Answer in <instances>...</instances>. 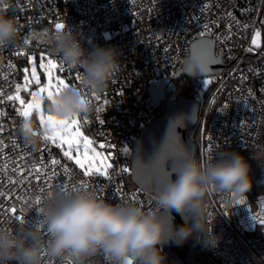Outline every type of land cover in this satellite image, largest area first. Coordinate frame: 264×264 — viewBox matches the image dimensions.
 <instances>
[{"label": "built area", "instance_id": "2783aa9c", "mask_svg": "<svg viewBox=\"0 0 264 264\" xmlns=\"http://www.w3.org/2000/svg\"><path fill=\"white\" fill-rule=\"evenodd\" d=\"M4 11L17 18L22 42L2 46L0 51V191L5 193L3 207L15 206L16 215H21L25 202L32 205L22 214L29 224L41 218L38 209L45 207L48 192L57 194L63 185L67 193L87 189L113 204L128 201L155 207L151 193L129 184L130 147L162 110L152 103L149 87L176 74L195 38H211L223 63L219 74L190 79L191 96L199 103L197 123L190 130L195 157L208 163L231 149L258 146L264 123V0H7ZM57 22L76 31L87 51L100 46L115 47L120 53V68L107 89L99 95L90 93L95 110L78 116L112 164L107 177L83 176V170L64 157L65 146L50 141L35 147L28 144L19 132L22 106L7 100L8 95L17 94L16 85L26 100L24 69L30 68L32 57L38 61L52 56L64 65L58 73L65 81L80 83L83 70L65 64L46 42ZM51 159L60 165L53 169ZM37 167L42 174L39 182ZM124 168L129 171L123 172ZM13 180L17 183L12 184ZM37 197L40 205L33 204ZM242 199L244 204H226L217 195L210 198L209 222L214 221L213 232L221 240L215 248H200L214 264H264V224L255 219L264 212V187H253ZM0 221L4 229L15 230L20 224L10 211ZM43 264L73 262L45 254ZM88 264L110 262L99 253ZM165 264H172L168 255Z\"/></svg>", "mask_w": 264, "mask_h": 264}, {"label": "clouds", "instance_id": "9594fccd", "mask_svg": "<svg viewBox=\"0 0 264 264\" xmlns=\"http://www.w3.org/2000/svg\"><path fill=\"white\" fill-rule=\"evenodd\" d=\"M6 3L0 0L2 46L22 42L17 18L4 11ZM46 42L65 64L83 70L80 83L63 87L47 101V114L65 121L92 113L95 104L90 93L102 94L118 72V49L97 46L87 51L78 33L67 25ZM52 131L48 125L38 127L32 119L23 120L19 127L33 147L44 143ZM171 166L175 178L152 194L154 208L128 201L113 204L87 189L49 196L43 226L25 221L15 230L0 228V264H43L45 254L88 264L89 258L99 253L110 264H165L163 247L169 241L182 246L194 237L204 249L217 247L221 237L213 232L214 221L209 222L210 198L217 195L226 204L244 198L252 186L250 163L238 152H223L208 163L184 152ZM172 211L191 223L186 220L174 226Z\"/></svg>", "mask_w": 264, "mask_h": 264}, {"label": "water", "instance_id": "95a60500", "mask_svg": "<svg viewBox=\"0 0 264 264\" xmlns=\"http://www.w3.org/2000/svg\"><path fill=\"white\" fill-rule=\"evenodd\" d=\"M204 56L213 61L208 65V72L200 65V59ZM222 68L221 53L216 51L212 39L208 36L198 37L189 43L188 54L183 58L176 74L171 78H162L149 87L152 103L156 107L161 106L162 110L141 129L137 140L130 147V179L133 184L154 194L171 177L175 178L171 166L174 158L184 152L195 156L196 145L188 131L197 123L199 103L193 96L185 93H178L171 99L168 95L176 91L175 81L182 77L195 79L216 75ZM253 187H264V177H256L248 193H252ZM170 216L176 227L186 220L191 223L187 217L182 218L174 211ZM163 249L172 264H214L202 252L194 237L182 246H175L169 241Z\"/></svg>", "mask_w": 264, "mask_h": 264}, {"label": "snow or ice", "instance_id": "6c2138e0", "mask_svg": "<svg viewBox=\"0 0 264 264\" xmlns=\"http://www.w3.org/2000/svg\"><path fill=\"white\" fill-rule=\"evenodd\" d=\"M64 28V24L62 23H55V29L56 30H62ZM28 39L25 40V43H28ZM255 43V41H253ZM0 51H2V45H0ZM23 54V53H19ZM35 57H32L31 60L35 61ZM39 65H33L31 68V77L34 83L37 86L41 85V80L39 77V74L37 72V67L44 70L45 73H47V86H40L38 92H31L32 101L26 105L23 109H18V113L20 116L24 117L25 119H28L31 116L32 111H36L40 115L41 124L48 125L53 129L52 133L50 135H46L45 139L46 141H50L52 144L57 145L61 148H64L66 145V150L63 151L64 157L68 158L69 160H73L75 165L79 166L80 169L83 170V176L85 177H91L93 175L97 176H104L107 177L109 175V169L112 168L111 163H105L107 160V157H104L101 159V153L97 152L96 149L93 147V141L90 140L87 136L83 134L82 131H80L79 127V119L78 116L65 121H57L55 118H53L50 115L45 114V101L51 100L63 87H66L68 84L64 79L59 78L58 76H54L53 72L49 70V65H51L53 68H56L57 72L64 71V65L60 63L58 65V62L55 60H52L47 57H41L40 58ZM46 61V62H45ZM213 61L209 59L208 57L204 56L200 59V65L203 67L204 71L208 72L209 68L208 65L211 64ZM25 82L29 83V69L25 68ZM77 79H80L79 76L76 77ZM205 83H211L210 80L205 81ZM27 90V89H25ZM16 95H8L7 100L9 101H19V104L21 106L25 105V100L21 98L19 95L20 92V85H16ZM46 94V95H41ZM99 99V97H97ZM0 103H2V100H0ZM2 127V126H0ZM0 144H3V140L0 139ZM101 148L104 147V145H100ZM75 152V155H74ZM2 155V153H0ZM99 161V163L97 162ZM43 163V162H42ZM50 165L53 166V169L55 166L60 165V161L56 159L50 160ZM22 172V170H20ZM35 180L39 182L42 179L41 174V168L37 167L35 168ZM65 172H67V169H64ZM123 172H128V168H124L122 170ZM29 175H32V173H29ZM52 175L55 176L57 173L52 170ZM50 179V177H49ZM12 184L17 183V181L13 180L11 181ZM0 187H2V184H0ZM86 188L87 185H84ZM41 192H44V189H40ZM75 190V189H74ZM122 191L120 189L117 190ZM67 193V185L61 186L59 189V192L57 194H66ZM51 191L48 192V196H51ZM5 197V193L3 191H0V217H6L7 212L10 211L13 214L14 219L21 223L25 222L26 218L22 215L24 211L27 208L32 207V205L25 202L24 206H22L19 209V213L21 215H16L18 212V209L15 206H12L10 209H5L3 207V198ZM19 199V197H17ZM42 203L41 199L37 197L35 201H33L34 205H40ZM238 204H244L245 201L243 199L237 201ZM38 211L41 213V218H38L33 221L41 223L43 226V212L44 208L40 207ZM259 221V223L264 224V212H261L259 215L255 217ZM3 221H0L2 223Z\"/></svg>", "mask_w": 264, "mask_h": 264}, {"label": "trees", "instance_id": "16d2710c", "mask_svg": "<svg viewBox=\"0 0 264 264\" xmlns=\"http://www.w3.org/2000/svg\"><path fill=\"white\" fill-rule=\"evenodd\" d=\"M190 78H182L178 81H175L176 91L168 95V98H174L178 93H185L188 95H192V87H191ZM189 136L191 131H188ZM229 152H238L243 155L251 165L250 176L252 181L256 177H264V123L263 130L260 142L256 148L253 149H231ZM129 184H133L131 179L129 180ZM200 245V244H199ZM201 246V245H200Z\"/></svg>", "mask_w": 264, "mask_h": 264}, {"label": "rangeland", "instance_id": "374dc122", "mask_svg": "<svg viewBox=\"0 0 264 264\" xmlns=\"http://www.w3.org/2000/svg\"><path fill=\"white\" fill-rule=\"evenodd\" d=\"M44 56L47 57V58H50V59H52V60H55L52 56H49V55H44ZM40 58H41V57H40ZM55 61H56V60H55ZM40 62H41L40 59H39L38 61H32V63L30 64L29 72L31 73V68L33 67L34 64L38 66ZM45 62H46V61H45ZM26 68H27V67H26ZM49 70L53 72V75H54V76H58L59 78L63 79V77L57 72L56 68H53L51 65H49ZM37 72H38L39 77H40V80H41V82H42L40 86H47V73H45L44 70L41 69V68H39V67H37ZM28 75H29V83H26V82H25V79H23V81H24L23 90H24V94H25V96H26V100H25L26 103H25L24 106H22V109L25 108L26 105L32 101V96H31L30 93H31V92H38V91H39V87H40V86H37V85L34 83V81L32 80L31 75H30V74H28ZM209 76H210V75L204 76L203 79L206 80ZM24 77H25V76H24ZM182 78H185V77H182ZM182 78H181V79H182ZM66 83H67L68 85H70L69 82L66 81ZM25 89H27V90H25ZM41 95H46V94H41ZM46 105H47V101H45V105H44V107H45V114L47 115ZM28 119H32V120H36V121H38L39 124L43 127V125L41 124L40 115H39L38 112H36V111H32L31 116H30ZM78 119H79V117H78ZM23 120H25L24 117H23ZM79 121H80V119H79ZM79 127H80V131H82L83 134H84L85 136H87V137L91 140V138L88 136V134L86 133L85 129L81 126L80 123H79ZM195 135H196V140H199V131H198V130H197V132H196ZM65 147H67V146L65 145ZM93 147L96 149L97 152H100V153H101V159H103L104 157H107V156H106V155L100 150L99 145H97V144H95V143L93 142ZM74 155H75V152H74ZM97 162L99 163V161H97ZM105 163H110V161L108 160V158H107V160L105 161ZM78 168H79V166H78ZM81 170H82V169H81Z\"/></svg>", "mask_w": 264, "mask_h": 264}, {"label": "flooded vegetation", "instance_id": "af4514ba", "mask_svg": "<svg viewBox=\"0 0 264 264\" xmlns=\"http://www.w3.org/2000/svg\"><path fill=\"white\" fill-rule=\"evenodd\" d=\"M171 99V98H170Z\"/></svg>", "mask_w": 264, "mask_h": 264}]
</instances>
